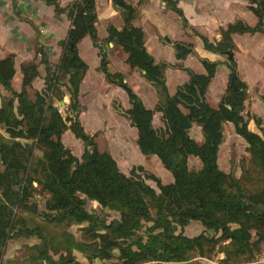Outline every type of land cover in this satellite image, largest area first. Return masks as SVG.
<instances>
[{
  "label": "trees",
  "instance_id": "obj_1",
  "mask_svg": "<svg viewBox=\"0 0 264 264\" xmlns=\"http://www.w3.org/2000/svg\"><path fill=\"white\" fill-rule=\"evenodd\" d=\"M115 1L125 12L133 11L125 0ZM167 1L182 14L174 0ZM249 2L258 17L255 25L238 19L223 28L222 38L216 41L200 34L208 48L228 54L230 80L217 106L207 99V91L219 61L201 57L203 72L185 67L189 78L170 93L165 78L168 63L156 62L146 49L143 29L132 23L109 27L107 39L120 44L128 53V63L144 69L146 78L163 95L155 108L162 111L164 125L160 127L153 123L155 109L127 85L122 72L109 69L107 52L97 40L95 0L72 4V27L62 57L55 66L46 61L45 85L34 96L28 87L39 75L38 62L22 65V87L17 90L12 86L14 54L0 58V86L11 91L3 94L0 88V124L8 134L0 133V264L11 233L43 234L40 226L28 223V212L58 221L87 222L83 229L91 234L92 241L77 243V247L87 250L89 264L95 257L103 260L102 264L110 258H117L119 264L183 261L194 251L204 253L212 248L220 237L229 240L230 253L237 256L260 248L264 240V135L249 126L250 118L244 113L248 85L237 74L232 84L236 61L229 59L236 46L234 32L264 30V0ZM86 34H91L101 48L100 67L106 78L128 89L131 105L121 111L137 128L138 146L144 153L158 155L172 172V181L163 182L142 164L133 165L130 173L124 172L110 151L99 148L95 134L85 130L78 112L80 83L88 63L79 54L78 42ZM174 44L179 58L195 51L193 42ZM61 80H65L70 96L68 109L75 112L69 117V125L54 104L58 92L53 89ZM64 94L61 91L60 98ZM254 119L260 122L259 117ZM226 121L233 122L236 132L249 143L250 157L262 178L256 190L247 191L239 178L220 166L219 149ZM194 123L201 125L202 142L190 133ZM69 127L84 141L82 160L62 141V133ZM22 138L32 141L24 142ZM37 145L43 147L44 156L34 160ZM191 155L199 157L200 167L190 166ZM148 177L156 180L159 190L147 182ZM35 181L50 193L46 209L40 210L30 199ZM82 193L96 199L102 208L119 212V217L106 220L90 210ZM192 219L219 232L220 237L206 232L193 236L184 233V226ZM41 255L53 264H83L69 246L59 259H53L46 250Z\"/></svg>",
  "mask_w": 264,
  "mask_h": 264
},
{
  "label": "crops",
  "instance_id": "obj_2",
  "mask_svg": "<svg viewBox=\"0 0 264 264\" xmlns=\"http://www.w3.org/2000/svg\"><path fill=\"white\" fill-rule=\"evenodd\" d=\"M75 1L77 0H0V58L10 53L14 54L16 72L12 86L15 89H21L22 65L30 61L38 62L39 75L33 81L34 86L39 84V89L44 87L46 61L53 66L60 61L64 52L65 42L72 27L71 6ZM174 1L182 10V14L167 0H125L133 7V11L126 12L115 0H95L97 40L107 52L108 67L112 72H122L127 85L148 107L155 109L160 99L164 98L157 86L146 78L144 69L132 67L128 63V53L122 46L107 39L111 25L122 28L127 23H132L143 29L144 44L155 61L168 63L165 78L170 93H174L178 85L189 78L185 67L198 72L205 71L201 57L222 62V70L217 69L207 91V99L209 100L208 96L212 95L211 97L218 102L228 86L231 68L226 63L228 58L224 57V53L208 48L200 34L216 41L222 38V29L229 23L243 19L255 25L258 17L249 7V0ZM232 36L236 49H240L235 50L236 55L233 51L236 63L240 61L237 54L243 52L241 41L245 40L248 45L251 41L252 48L256 41L264 44V30L234 32ZM175 41L193 42L195 51L184 58H179L176 54ZM78 50L88 63V69L80 83L79 94L82 105L80 118L85 129L93 134L102 130L101 134L106 139L118 140L121 143L122 148L120 147L117 152L110 147L105 148L117 159L120 168L119 158L132 166L133 164L147 166L150 158L159 163L154 153H145L149 155L147 159L139 160L142 155L136 147L137 128L121 111V108H128L131 105L128 89L106 78L100 67L101 48L96 44L95 38L91 34L84 35L78 42ZM229 59H232L230 53ZM219 72L221 76L217 81ZM1 92L6 94L4 91ZM69 100L67 91L59 102L67 106ZM1 101L0 94V105ZM57 103L58 99L54 101L55 105H58ZM153 123L156 127L164 125L161 110L155 109ZM196 126L200 129L199 136L193 134ZM190 133L197 140L204 138L201 125L198 123L193 124ZM162 175L169 176L167 173Z\"/></svg>",
  "mask_w": 264,
  "mask_h": 264
},
{
  "label": "rangeland",
  "instance_id": "obj_3",
  "mask_svg": "<svg viewBox=\"0 0 264 264\" xmlns=\"http://www.w3.org/2000/svg\"><path fill=\"white\" fill-rule=\"evenodd\" d=\"M241 44L243 52L237 54V56H239L238 60L240 61H237L236 63V74L239 78L246 81L248 85V93L244 113L248 118H250L249 126L254 130L260 131L264 135V100L262 99V94L264 93V44L259 43V41L257 43L256 41L255 43H253V48L251 41H249V45L248 42H246L245 40L241 41ZM236 48L237 47L235 46L233 49L235 55V50H240ZM246 48H250V50L247 51ZM246 52L248 53L246 54ZM243 54L245 56V60L244 56H242ZM223 55L225 58H228V54L224 53ZM211 56L212 55H210V57ZM217 61L219 60L217 59ZM227 61L228 59L226 60V63L229 65ZM221 63L222 62L219 61L217 66L218 70H222L223 68ZM56 64H54L53 66H55ZM220 76L221 73L219 72L217 76V81L220 79ZM37 83L38 81H36V84ZM0 88L5 93L10 94L11 92L3 86H0ZM28 88L31 95L34 96L35 91L39 89V84L34 86L32 82V85ZM53 91H55L56 93L58 92V110L66 119L69 125L71 123L69 117H73L75 113L74 110L68 109L70 100L67 106L59 102V100L63 98L62 96L60 98L61 91H63L64 93L68 91L65 80H61L60 82H58V86H56ZM211 96H208L210 103L214 106H217L220 101L217 102ZM80 113L81 107L78 112V117L81 121ZM254 116L259 117V123L255 122ZM0 133L3 135H8L1 124ZM101 133L102 130H99L97 131V133H95V139L98 141L100 149L107 150L105 148L110 147L117 152L122 146L121 143L118 140L110 141L106 139ZM193 134L195 136H199L200 129L197 128V126L196 128H194ZM131 137L134 138L133 135ZM203 140L204 138L198 141L202 142ZM22 141H32V139L22 138ZM62 141L66 146L70 147L72 152L82 160V155L85 150L84 141L82 140V138L76 136V134L70 127L62 133ZM131 142H133V140ZM248 144L249 143L244 139V137L236 132L233 122H224V140L221 143L219 149V163L225 171L230 172L234 174L237 178H239L241 184L244 188L247 189V191L256 190L262 183V178L259 173L258 167L253 163L250 157V153L248 151ZM136 147L138 149L139 154L142 155L140 156L141 159L139 160L145 161V159H147L149 155L143 153L139 149L138 145ZM153 155L156 156L159 160V163H161L159 157L156 154ZM153 155L151 156L153 157ZM43 156V147L40 145L35 146L34 160L37 158H42ZM189 161L190 166L192 168H198L201 166V161L197 156H191ZM119 162L124 172L130 173L132 165L125 164L126 161L124 162L121 158H119ZM159 163H155L154 160L150 158L149 162L147 163V166L144 165V167L148 171H152L158 176H160L163 182H168L171 179L173 180L174 178L172 172L165 168L162 163L161 165ZM164 173H167L171 177V179H169V176L167 175H162ZM146 180L157 190H159V186L156 180L151 177L146 178ZM33 185L34 188H31V201H36L40 210L46 209V200L50 196V193L36 181L33 183ZM81 195L87 197V207L90 210H95L100 213V215L106 220H110L113 217H119V212L104 209L101 207V205L96 199L87 196L83 193ZM27 218L28 223L30 225L40 226L43 234L40 235L39 233L35 232L32 234L22 233L19 235H13L11 233L4 248L3 264H53L48 262V259L41 254L45 253L46 250L53 257V259H59L62 253H67L68 246L70 247V249H72V254L76 257L78 261H81L83 264L90 263V260L86 255V253H88L87 250H81L77 247V243L86 244L87 242L92 241L91 234L86 233V230L83 229V226L86 225L87 222H71L67 220L58 221L31 212L27 213ZM143 231L144 230L141 229L140 233H143ZM183 231L184 233L191 236L197 235L201 232H206L211 235L216 234L217 237H220L221 235L219 232L215 233L211 229H206L203 223L198 219L190 220V222L184 226ZM46 244L48 245L46 246ZM259 246L260 248H256L252 253H246L237 256L230 253L231 245H229V240H225L224 238L220 237V239L215 242L212 248H207L204 253H201L200 251H194L189 259L183 261L147 260L141 262L140 264H264V240L260 242ZM88 251L91 252L92 250L90 249ZM117 261V258H110L105 260V263L119 264ZM102 262L103 260L98 257H95L93 258V262H91V264H102ZM69 264L74 263L72 262Z\"/></svg>",
  "mask_w": 264,
  "mask_h": 264
},
{
  "label": "water",
  "instance_id": "obj_4",
  "mask_svg": "<svg viewBox=\"0 0 264 264\" xmlns=\"http://www.w3.org/2000/svg\"><path fill=\"white\" fill-rule=\"evenodd\" d=\"M71 46H73L72 42H71ZM233 57H234L233 52H230V58H233ZM235 76H236V72L233 73V76L231 78L232 84H234V78H235Z\"/></svg>",
  "mask_w": 264,
  "mask_h": 264
}]
</instances>
